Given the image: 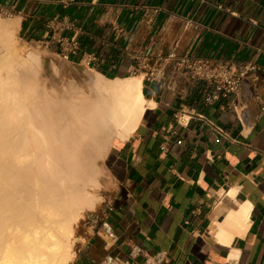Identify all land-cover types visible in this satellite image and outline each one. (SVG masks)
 Segmentation results:
<instances>
[{
  "label": "crops",
  "instance_id": "0c3cea01",
  "mask_svg": "<svg viewBox=\"0 0 264 264\" xmlns=\"http://www.w3.org/2000/svg\"><path fill=\"white\" fill-rule=\"evenodd\" d=\"M2 8L15 10L24 41L51 64H84L94 52L92 69L112 78L136 73L137 56L174 48L236 70L256 66L215 103L203 98L207 84L171 66L160 81L143 78L145 110L102 159L101 200L69 264H264V0H0ZM55 16L75 27L59 28ZM60 35L80 45L70 60L59 55ZM247 202L246 230L219 240V215Z\"/></svg>",
  "mask_w": 264,
  "mask_h": 264
},
{
  "label": "bare ground",
  "instance_id": "6f19581e",
  "mask_svg": "<svg viewBox=\"0 0 264 264\" xmlns=\"http://www.w3.org/2000/svg\"><path fill=\"white\" fill-rule=\"evenodd\" d=\"M18 25L16 17L0 32V264H69L73 225L100 199L90 191L100 187L95 161L134 132L145 110L144 75L93 72L85 88L47 92L35 77L38 54L14 57ZM250 207L219 215L216 237L230 243L243 233Z\"/></svg>",
  "mask_w": 264,
  "mask_h": 264
},
{
  "label": "built area",
  "instance_id": "2783aa9c",
  "mask_svg": "<svg viewBox=\"0 0 264 264\" xmlns=\"http://www.w3.org/2000/svg\"><path fill=\"white\" fill-rule=\"evenodd\" d=\"M205 1V0H202ZM15 10L12 8L0 9V16L13 17ZM51 22L61 29H72L75 25L71 22L60 21L59 16L51 19ZM188 22L185 27L188 26ZM60 50L59 55L63 59H72L80 53V45L68 36H57ZM84 64L93 67L97 55L94 52L84 53L81 57ZM137 71L144 75L146 81H160L164 77L169 66L175 71L188 75L191 79L207 84V91L203 98L206 103L222 102L229 95L236 92L248 71L255 69L254 64L248 65L243 70L232 69L230 66H222L212 63L210 60L199 57L191 52L179 54L174 48L166 54H160L152 58L147 55L137 56Z\"/></svg>",
  "mask_w": 264,
  "mask_h": 264
},
{
  "label": "rangeland",
  "instance_id": "374dc122",
  "mask_svg": "<svg viewBox=\"0 0 264 264\" xmlns=\"http://www.w3.org/2000/svg\"><path fill=\"white\" fill-rule=\"evenodd\" d=\"M14 18L15 17L0 16V25L2 26L1 27L2 30H0V32L1 31L3 32V27L8 26L11 23V21L14 20ZM10 34H11V42L10 43H11V47H13L12 52H13L14 57L17 61H19L22 58H25L31 51H34L38 54V60L35 63V66L37 68L35 77H36V80L38 79L37 81L39 84L37 83V81H36V83H37V85H39L40 88H42L43 90L45 89V91H47V92H54L55 91L56 93L58 92L59 94H61L64 91L66 92V90L69 88V85L73 84V83L79 87L85 88L87 85V83H85V82H87L89 80V76L91 74H93V72L94 73L96 72L95 69H92V67H88L85 64L68 65V64L61 63L60 60H57L56 62L51 64L46 56H43L38 52L39 51L38 48H33L24 41V39L22 38V35L20 34L18 28L13 29L10 32ZM16 60H15V63H16ZM17 66H19V65L17 64ZM16 69L20 75H21V73H24V76L26 75L25 72L22 70V68L19 69L17 67ZM18 69L21 71H19ZM1 71L3 74H5V75H3L1 73V75L4 77L9 72V70H6V68L2 69ZM140 74H142V73L137 71L136 73H132L131 75H140ZM105 76L110 77V78L113 77V76H108V75H105ZM102 159L103 158L101 157V159H97L95 161V168L99 171V175L101 173ZM99 189H100V187L97 189H90V191L95 192V194H97L100 198L99 201L97 202L96 206L94 207V209L85 210L83 213V217H81V219H79L73 225V230H74L73 236H75L77 238V240L75 239V242H74L75 244L73 245V249L75 251L77 249L79 241L82 239V236H81L82 224L86 221L87 217L96 209L97 205L99 204V202L101 200V194H100Z\"/></svg>",
  "mask_w": 264,
  "mask_h": 264
}]
</instances>
